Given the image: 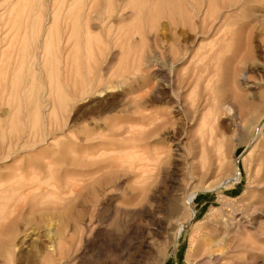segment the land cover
<instances>
[{
    "label": "rangeland",
    "instance_id": "obj_1",
    "mask_svg": "<svg viewBox=\"0 0 264 264\" xmlns=\"http://www.w3.org/2000/svg\"><path fill=\"white\" fill-rule=\"evenodd\" d=\"M61 1L0 0V147L11 143L19 146L23 143L29 144L33 149L37 147L36 151L28 149L17 153L18 157L14 155L8 161H3L0 157V264H41L44 255L55 252L59 242L63 248L66 247L64 249L70 247L71 255L62 260V263L54 260L49 264H189L185 259L190 253V238L195 223L200 222L202 230L209 237L212 236L213 242L219 246L230 243L234 247L244 242L250 252L264 256V119H261L264 113V0H241L236 13L232 12L225 20L213 21L216 32L201 36L195 42L185 38L187 35L180 38L177 33H167L170 37H166V40L171 45L179 42V46L184 45L192 53L191 58L178 65L179 73L190 76L191 79L187 88L180 93L181 105L188 111V116L181 120L177 119L172 102H149L147 87H144V83L152 86L160 82L153 78V68L144 67V58L152 43L150 34L156 29L163 32L167 27L168 20L158 15L157 11H164L162 9L169 3L172 5L178 3V0H120L121 8L133 15L116 25L107 22L104 29L93 30L91 35L94 39L91 37L88 46L92 43L90 47L94 50L89 48L91 54H88L98 58V50L101 49L107 62L110 55L108 51H114L117 58L104 79L111 76L112 80L122 82L119 89L107 94L112 96L116 91L122 93L116 109L99 116H103V119L112 115L123 116L124 111L128 110L124 115L137 117L132 128L138 132L135 135L139 138L136 143H139V147L119 153L121 160L118 170L122 174L126 173L120 178L125 193L118 190L114 206L101 207L89 203L84 216L81 217L75 210L77 213L70 214V218H66L68 221L61 219L63 216L56 217L63 215L62 206L66 204V197L62 196L65 198L63 200L51 194L46 202L62 204L59 205L61 210L24 211L22 219H16L18 214L13 207L18 202L26 204V199L18 197L17 186L32 176L21 181L14 178L12 181L4 179V174L27 157L41 160L39 149L46 150L57 140L61 144L66 143L70 105L74 100L69 97L68 80L63 77L62 58L56 52L62 33L60 27L68 23L69 27L72 26L74 19L72 14V20L65 22V10L72 6L65 2L66 7ZM219 1L212 0L214 4ZM57 2H60L58 6L62 8L53 5ZM75 7L80 13L85 8L77 5ZM54 9L58 13L57 21L65 25L57 22L53 26L48 44L44 47V31L51 27ZM151 9H156V14ZM73 11L77 13L75 8ZM8 14H17L18 19L28 16V23L33 25L28 34L27 53L21 71H8L4 65L6 51L3 32ZM82 20H79L81 25L78 23L82 30L78 32L81 34L84 32ZM109 25L117 27L114 36L107 34ZM39 29L43 31L40 32L38 46L42 49L38 48L36 52L39 55L35 59L38 61L36 69L32 65V47L39 35ZM150 31L152 32L149 34ZM96 35H101V40L97 41L99 38ZM178 38L180 41H177ZM71 41L68 58L76 66L72 69L74 72L71 73V78L77 74L74 81H79L80 84L82 78L89 76L84 74L93 71L94 57L92 61L88 55L90 61H87L90 63L86 64L90 66H86L79 52L83 45L77 47L73 38ZM208 48H213L211 50L214 51L210 53ZM156 50L161 52L158 47ZM42 55L47 59L46 63ZM217 55L220 57L217 58ZM103 58L102 65L105 64ZM203 63L212 65L211 75L197 80L194 77L196 67ZM14 73H17L16 82L11 88L9 86ZM243 73H246L248 82L252 84L250 87L242 83ZM4 75L8 81L6 93ZM127 76H131V79L126 78ZM213 93L214 98L211 96ZM225 103L232 104L234 109L227 110L223 105ZM76 104L81 108L79 113L86 112L90 105L85 101H78ZM162 120L166 121L165 125L157 127L155 132L151 131V123ZM176 130L182 136H179L178 141L181 148H178L176 140L173 139V132ZM55 134L58 136H54ZM158 165L167 169L169 174H161ZM32 196L40 198L39 192H34ZM130 197L133 199L129 200ZM115 204L121 210L116 209ZM177 205L180 210L174 212ZM252 205L254 208L249 209ZM55 213L58 214L55 216ZM189 217H192L193 224L183 227L182 230L180 224L183 225ZM206 218H210L211 224L203 222ZM216 220L221 222L218 227L215 225ZM85 222L87 225H84ZM139 227L142 229H138ZM241 253L243 252L238 251L232 255ZM256 264H264V259L257 260Z\"/></svg>",
    "mask_w": 264,
    "mask_h": 264
},
{
    "label": "bare ground",
    "instance_id": "obj_2",
    "mask_svg": "<svg viewBox=\"0 0 264 264\" xmlns=\"http://www.w3.org/2000/svg\"><path fill=\"white\" fill-rule=\"evenodd\" d=\"M169 1H172V0H169ZM65 2L66 3L69 2L70 7L71 6L72 7L70 9L66 8V10L65 8H63L66 11L64 19H66L65 22H69L70 21L69 19L72 20L73 18L74 19L73 24L71 21L72 26L70 27L68 26V24L70 25V23L66 25L64 24L65 25L64 26L60 21H57L58 13L57 14L55 13V9L57 7L59 8H62V7L58 6L60 5L59 4L60 2H57V4L53 3V5L55 4L57 5V7H55L54 13L51 17V21H50L51 27H47V29L44 31V38L42 40V46L44 47L47 46L48 38L51 36V30L53 26L56 25L57 22L58 24L61 23V25H63L64 27H60L63 30L60 29L62 33L59 36V43H58V49H57L56 55L59 58H62L61 60L62 69L64 72L63 77L66 80H68L67 87L69 90V95H70L69 97H71L74 100V102H72L70 105L71 114L68 116L66 135H65L66 143L61 144V142L57 140L55 144L49 145L50 147L48 146L49 147L48 149L46 150H42L43 148H41V150L39 149L40 151L39 156L40 157L42 156L41 160H38V158L33 160L27 157L25 158L26 159L25 161L21 160L18 165H15V166L11 165L12 168L11 170H9V172L7 171H6L7 173L4 172L5 174L3 178L8 179V180L17 178L18 180L21 181V180H25L27 176H30V175L32 176V178L27 179L26 182L25 181L21 182V184L17 186L18 191H19L18 197L19 198L22 197L26 199V204L25 203L22 204L18 202L15 208L13 207V210L15 211L17 210L18 217L16 219L18 218L20 219L21 216L23 217L24 216L23 214L25 213L24 211L31 212L35 209H38L43 212L45 211L56 212V209L61 210L60 208L61 206L59 205H62V204H59V205L58 203L49 204V202H46V198L51 194H55L60 199H63L64 197H66V200H67L66 204L62 206V209L64 208L63 215L61 214L60 216H56V214L58 213L54 214L56 217L63 216L61 219H64V220L67 217H69L70 214H73L75 210H77L80 213L81 217L84 216V213L88 209L89 203H93L92 205H95V206L98 205L101 207L103 205L104 206L105 205L114 206V203H116L115 195L117 196L116 193H118V190H122L123 193H125V189L122 185V181H120V178L124 177L126 173L122 174L118 170L120 167L119 163L121 160L119 153L123 150L125 151V149H129V148L134 149L136 147H139V143L136 144L139 139L136 136L137 135L136 133L138 132L137 131L135 132L132 128V123L136 120L137 118L136 116L135 118L134 116H131V115H124L129 112L128 110L124 111L123 116L114 115V117H112L113 116L112 115L108 119L107 117L106 119H103V116L101 117L99 116L103 113L114 111L117 107V104L121 101L122 93H118V91H116V93L111 94L112 96H107V94L111 91H114L115 89H119L120 86L122 85V82L120 80L119 81L112 80L110 75H108L110 76L108 77L109 80L104 79L105 76H107V74L109 73L108 71H110L109 70L110 66L111 67L113 66V63L115 62L117 58V54H115L114 51H111L110 49V51H108V53L110 54L109 60L107 59V62H106V59L103 58L105 56L102 55L101 49L98 50L99 51L98 58L93 56L94 62L92 63L95 64L93 71L88 70L89 73L87 74L86 73L87 70H86L85 71L86 74L84 73L83 74L89 75V76H87L86 78L83 76L84 79L82 78V81L80 84H78L79 81L78 82L74 81L75 80L74 77L77 74L75 76L73 75L74 77L71 78V73L74 72L72 71V69L75 68L76 66L74 65L75 64L74 61L72 62L71 60L70 62L69 61L70 59L68 58L69 52L71 51V50L68 51V48L70 45V41L73 38V40H75V43H77V44H74L75 46L78 47L81 44L83 45V48L80 49L79 51L80 54H82L81 56L83 59L82 58L81 59L82 61L83 60L85 61L84 64L86 66L89 65V64H86V62L90 61V59H92L93 61V57H91L88 54V52H90L88 51V49L90 48L89 50H91V47H92L91 46L92 43L88 46V44L91 42V37L93 38V35H91L92 31L93 30L98 31L99 29H102L104 27V24L107 22L109 24L116 25L121 21L128 20L129 18H131L133 13L128 12L124 8H121L122 5L120 4V0H62L61 1L62 4L63 3L65 4ZM240 3H241V0H220L218 4H214L212 0H178V3L172 4V5H169L171 4L169 3L165 9H162L164 11H157L158 15H162V17L167 19L168 22L166 23L167 27H165L163 32H161L162 30L160 31L159 29L158 30L156 29L154 31L152 27H151V30H153L154 32L152 34H150L152 31L149 32V34L152 37L151 39L152 43H150V47H149L150 49L149 51H147L148 54L144 58V67L146 69L153 68V70L155 71V75L153 78L154 79L157 78V80H160V82H158L157 85H152V86H150L147 83H144V87H147V96L149 97L147 98V100L149 99V102H168V103L172 102L174 104L172 106L173 108L176 109V112H177L176 114L177 119L181 120L185 118L186 116H188V111L184 110L185 108H183V106L181 105L180 93L184 91L185 87L188 84H190L191 79H189L190 76H186V75L182 76L183 74L179 73L178 65L179 64L181 65V63L185 62L187 58H191L190 54L192 53H189L188 51L190 50L185 49L184 45L179 46L178 45L179 42L178 43L176 42L177 44L173 43V45H171L170 42H168V39L166 40V37H170L168 36L169 34L177 33L178 36H180V38L183 37L184 35L185 36L187 35L185 38L188 37L189 39L192 40V42H195L197 38L204 36V35H209L213 31H215L214 26H213L214 24L213 21L217 19L225 20L227 17L231 15L232 12H234L236 9L240 7ZM76 5L82 8L85 7L84 9H82L83 12L81 10V13H80V11L76 9L75 7ZM173 5H175L174 8L172 7ZM65 6L67 7L66 4ZM216 7H219L220 9H216ZM72 8L73 9L75 8L77 13L74 12ZM158 9H161V8H158ZM155 10L156 9L152 10L151 12L155 13L154 12ZM119 11L120 13H118ZM19 12L17 13L19 14ZM159 12L162 14H159ZM158 15L157 17H159ZM5 19H4L5 21H4V32L3 33H4V51H6L4 54H6L5 56L6 59H5L4 65L8 71L10 69H12L14 72L15 70L21 71L22 66L24 64V58L27 53L28 34L33 25L28 23V16H26L24 19H21V18L18 19L17 14H14V16H11L10 14H8V18H5ZM80 19L81 20L83 19L81 22L83 31H84L82 32L83 34L78 32V31H82L78 27V23L80 22L79 21ZM59 20H60V17H59ZM68 27L70 28L69 31H68ZM116 28H117L116 26L114 27L113 25H109L106 29L107 34L108 35L112 34V36H114L116 32ZM40 32H43V31L39 29L38 31L39 35L37 36L36 41L34 42V47H32L34 48V50L31 49L33 51L32 65L35 68L37 66L36 62H38L37 60L35 61L36 56L39 57V55H36V52L39 48L38 46H39ZM169 32H172V33H169ZM95 37L99 38L97 41L101 40L102 38L101 35H96ZM225 37L222 39H225ZM177 41H180V39L178 38ZM101 46L99 48H101ZM218 46H220V44ZM156 47H158L161 50L160 53L157 52ZM180 47H183L185 50ZM215 48H217V46H215ZM39 49H42V48H39ZM211 49L209 50L208 48L210 53L214 51ZM43 50H45V48ZM88 55L91 57L90 59H88L89 58ZM92 55H94V53ZM41 57L43 61H45L46 63L47 59L44 58L45 56L42 55ZM100 57L105 59V64L102 65V59ZM219 57L220 56H218L217 58ZM56 60L59 61L58 59ZM61 61H59V63H61ZM78 61L80 62L79 57H78ZM204 64L205 63H203V65L201 66L196 67L197 70H195L196 75H194V77L197 80H200L202 78L204 79L205 76L207 77V75L211 73L212 69H210V67L212 68V65L210 66V65H204ZM81 66L83 67V65ZM79 67H80V64H79ZM79 67H78V70L81 71ZM139 67L140 66H138V70H139ZM33 72L35 74L36 70ZM16 74L17 73H14V76L10 82L9 87L11 88H13L15 85V82H16L15 75ZM130 74H133V72H131ZM128 77L131 79V76H127L126 78ZM132 77L135 78L134 76ZM76 79L78 78L76 77ZM241 79H242V83L244 84V86L250 87V85H252L248 82L246 73H243V77ZM7 87H8V81H7L6 76L4 75V93H6ZM206 92L212 93V91H206ZM10 93H11V90L9 94ZM211 96L214 98L215 97L214 93ZM78 101H85V102L90 103L89 108L87 109L86 112L79 113V110L81 108L79 109V107H77L76 102ZM207 101H208V98H207ZM223 105L229 111L234 109L232 104L230 103H225ZM261 119L262 120L264 119V113ZM152 120H156V119H152ZM164 123H166L165 120L164 121L162 120V122H159V123H151L153 124L152 128H150L152 129L151 131L155 132L156 128L161 125H165ZM258 123L259 121L257 122V124ZM61 132H59V134ZM54 136H58V134L57 135L55 134ZM179 136L181 135L177 133V130L173 132V139L176 140L175 142L178 148H181L178 142ZM28 149L29 150L33 149V147H30L29 144H24V143L20 146L14 143H11L9 145L7 144V145H4V147L3 146L0 147V157L1 159H4L3 161H8L12 159L14 155H15L14 157H18L16 156L17 153L26 151ZM36 150H37V147L33 149V151H36ZM125 163H128V162H125ZM52 164L56 166L54 165L52 166ZM158 170L164 176H167V174H169V171H167V169H165L161 165H158ZM106 173H109V174L106 175ZM34 192H37V193L39 192L40 198H37L36 196L35 197L37 199L34 198V196H32ZM130 199H133V198L130 197L129 200ZM57 205L59 208L57 207ZM115 205H116L115 206L116 209L121 210V208L117 204ZM252 208H254V205L250 206L249 209H252ZM179 210H180L179 205H177V207L173 209L174 212L176 211L179 212ZM60 213H62V211ZM192 214L193 212L191 213V215ZM44 216L47 217L51 215H44ZM66 220L68 221V219ZM205 221L208 222V224H211L210 218L209 219L206 218L203 222ZM215 222H216L215 225H217V227L221 223L220 220L219 221L216 220ZM191 223L193 224L192 217H189L186 220V222H183V225L180 224L179 227L182 228L183 230V227L186 228L187 226L191 225ZM199 224L195 223L194 225V229H193L194 231L190 238L191 239L190 240L191 248L189 250L190 253L186 256V259H185L186 263H189V264H256L257 260L264 259L263 255H259V253H255V252H250L249 251L250 249H248L249 247H247V243H244V242L243 244L236 243L238 245L234 247L230 243L219 246V244H216L213 242V239L211 238L212 236L209 237L208 233H206L205 230H202V227L200 226L201 224L200 225ZM84 225H87L86 222L84 223ZM138 229H140V227ZM232 238L233 237H231V239ZM145 240L143 241L144 243H145ZM67 241L70 242L69 240ZM60 244H61L60 242L57 243V246L54 249L55 252L44 255V259L41 262V264H49L50 261H54V260L60 261V263H62V260H65V258L71 255L70 247L69 248L67 247L68 249H64L66 247L64 246L63 248V246H61L62 244L61 245ZM148 247H150V244L148 245ZM238 251H242L243 253L239 255H236V254L232 255V253H235Z\"/></svg>",
    "mask_w": 264,
    "mask_h": 264
}]
</instances>
